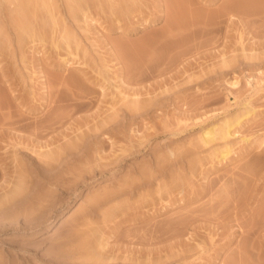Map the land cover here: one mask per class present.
Masks as SVG:
<instances>
[{"label": "rangeland", "instance_id": "374dc122", "mask_svg": "<svg viewBox=\"0 0 264 264\" xmlns=\"http://www.w3.org/2000/svg\"><path fill=\"white\" fill-rule=\"evenodd\" d=\"M53 1L0 0V264H264V0Z\"/></svg>", "mask_w": 264, "mask_h": 264}, {"label": "bare ground", "instance_id": "6f19581e", "mask_svg": "<svg viewBox=\"0 0 264 264\" xmlns=\"http://www.w3.org/2000/svg\"><path fill=\"white\" fill-rule=\"evenodd\" d=\"M20 1H21V0H20ZM20 1L18 0V2H20ZM37 1L40 2V3H38ZM50 1H51V0H22V2H21L22 5H20V7L17 5V7H18L17 10L23 9V10L27 11V9H28L29 11H28L27 13H29V12H30V7L33 6V5H35L36 3H38V4L40 5V8H41L42 6L44 7V5H45V8L49 9L48 11L50 12V14H51V16H52V18H53V20H54V22L52 21V23H53V25H54V23H55V17H56V12H57V11L55 12L54 10L57 9V8H56L57 6L55 7V1L52 0V1L54 2V4H53L54 6H53L52 3H51L52 1H51V2H50ZM59 1H60V0H59ZM65 1H66V2H65ZM65 1H64L65 3H68V2H69L70 5H75V4L79 3L82 7L85 6V4H84V5L81 4V1H82V0H75V1H73V2H75V3H73L72 0H65ZM67 1H68V2H67ZM93 1H94V0H93ZM93 1L91 0L90 2H93ZM99 1H100V0H99ZM106 1H108V0H106ZM106 1H104V2H106ZM124 1H125V0H124ZM124 1H121V0H120V1H119V0H109L110 5H113V4L116 5V4H117V5H119L118 7H121L123 4H125V5L127 6V4H128V3L130 4L133 0H129V2H128V0H127V4H126ZM136 1H137V0H134V2H136ZM164 1H165V0H164ZM170 1H171V0H170ZM186 1H187V0H186ZM233 1H234V0H233ZM233 1H231V2H233ZM249 1H250V0H249ZM9 2H10V0H9ZM11 2H15V0H13V1H11ZM11 2H10V3H11ZM57 2H58V0H57ZM70 2H71L72 4H71ZM95 2H96V0H95ZM123 2H124V3H123ZM161 2H162V0H161ZM175 2H176V0H175ZM187 2H188V1H187ZM189 2L191 3V1H189ZM234 2H235V1H234ZM234 2H233V3H234ZM236 2H237V0H236ZM238 2H239V0H238ZM240 2H241V1H240ZM246 2H247V1H246ZM41 3L43 4L42 6H41ZM59 3L62 4L63 2L61 1V2H59ZM82 3H84V1H83ZM97 3H100V4H101L102 2H96V4H97ZM118 3H119V4H118ZM164 3H165V2H164ZM171 3H172V1H171ZM176 3H177V2H176ZM176 3H175V4H176ZM244 3H245V2H244ZM17 4H19V3H17ZM56 4H57V3H56ZM69 4H68V5H69ZM88 4H89V3H88ZM91 4H92V3H91ZM96 4H95V5H96ZM104 4H105V3H103V5H104ZM108 4H109V3H108ZM120 4H121V5H120ZM167 4H169L168 1H167ZM173 4H174V3H173ZM225 4H226V3H225ZM230 4H231V3H230ZM2 5H3V4H2ZM39 5H36V6L38 7ZM68 5H67V7H69ZM77 5H78V4H77ZM89 5H90V4H89ZM117 5H116V6H117ZM125 5H124V6H125ZM133 5H134V4H133ZM136 5H137V4H135V6H136ZM162 5H163V4H162ZM177 5H178V3H177ZM234 5H235V4H234ZM234 5H233V6H234ZM239 5H240V4H239ZM3 6H4V5H3ZM3 6H2V7H3ZM21 6H22V7H21ZM36 6H35V8L37 9ZM59 6H60V5H59ZM59 6H58V7H59ZM62 6H63V5H62ZM62 6H61V7H62ZM78 6H79V5H78ZM91 6H92V5H91ZM97 6H98V8H99V5H97ZM97 6H96V7H97ZM113 6H114V5H113ZM116 6H115V7H116ZM159 6H160V5H159ZM172 6H173V5H172ZM172 6H171V7H172ZM174 6H175V5H174ZM182 6H183V4H182ZM187 6H188V5H187ZM189 6H190V5H189ZM235 6H236V5H235ZM237 6H238V5H237ZM246 6H248V3H247ZM72 7H73V6H72ZM72 7L69 8V9H72V10H73L74 7H73V8H72ZM82 7H81V8H82ZM96 7H95V8H96ZM101 7H102L101 9H103V6H102V5H101ZM110 7H111V6H110ZM118 7H117V8H118ZM129 7L134 8V7L131 6V5H130ZM137 7H138V6H137ZM161 7H162V6H161ZM178 7H179V6H178ZM185 7H186V6H185ZM227 7H229V6H227ZM6 8H7V7H5V9H6ZM14 8H15V7H14ZM19 8H20V9H19ZM45 8H44V9H45ZM53 8H55V9L53 10ZM63 8H64V7H63ZM65 8H66V7H65ZM75 8H76V5H75ZM83 8H84V7H83ZM83 8H82V9H83ZM86 8H87V7H86ZM88 8H89V7H88ZM90 8H91V7H90ZM98 8H97V11H98ZM127 8H128V6H127ZM132 8H131V9H132ZM181 8H184V6L181 7ZM181 8H179V10H180ZM186 8H187V7H186ZM230 8L232 9L231 6H230ZM1 9H2V8H1ZM3 9H4V7H3ZM11 9H12V8H11ZM47 9H45V10L47 11ZM59 9H61V10H59V13H60V12L62 11V8H59ZM66 9H67V8H66ZM66 9H64V11H65ZM84 9H85V8H84ZM122 9H123V6H122L121 10H122ZM128 9H129V8H128ZM134 9H135V8H134ZM134 9H132V10H134ZM172 9H173V8H172ZM223 9H225V8H223ZM233 9H234V8H233ZM6 10L8 11V9H6ZM33 10H34V9H33ZM38 10H39V9H38ZM41 10H43V9H41ZM75 10L78 11L79 9H78V10L75 9ZM80 10H81V9H80ZM88 10H89V9H88ZM88 10H87V12H88ZM125 10H126V9H125ZM167 10H168V9H167ZM184 10H185V9H183V10L181 9V11H184ZM227 10H229V9H227ZM11 11H12V10H11ZM20 11H22V10H20ZM48 11L46 12V14L48 13ZM67 11H68V13L65 14V15H68V14L72 15L74 10L71 11V13H70L69 10H67ZM82 11H83V10H82ZM82 11H81V12H82ZM89 11H90V10H89ZM170 11H171V9H170ZM181 11H180V12H181ZM186 11H187V9H186ZM186 11H185V12H186ZM190 11H192V10H190ZM195 11H196V10H195ZM225 11H226V10H225ZM232 11H233V10H232ZM5 12H6V11H5ZM14 12L17 13V11H14ZM18 12H19V11H18ZM23 12H24V11H23ZM31 12H32V9H31ZM78 12H79V11H78ZM83 12H84V11H83ZM90 12H91V11H90ZM90 12H89V13H90ZM167 12H168V11H166V13H167ZM172 12L174 13V11H172ZM175 12L177 13V11H175ZM228 12H229V11H228ZM34 13H35V12H34ZM34 13L32 12V14H34ZM61 13L64 14V13H66V11H65V12L62 11ZM89 13H83V15H84V16H83V17H84V22H85L84 24H87V25H85V26H84L83 24H81V25L84 26V29H85V30H89V27H90L92 21L94 22L95 20H98V18H97L95 15H94V17H95V18H94V17L92 16L93 14L91 15V14H89ZM169 13H170V12H169ZM182 13H183V12H182ZM198 13H199V12H198ZM18 14H19V13H17L16 15H18ZM23 14H24V13H23ZM79 14H80V13H79ZM174 14H175V13H174ZM180 14H181V13H180ZM180 14H179V16H180ZM185 14H186V13H185ZM190 14H191V13H190ZM193 14H194V13H193ZM201 14H202V12H201ZM228 14H231V13H228ZM4 15H7V14H4ZM11 15H13V13H12ZM16 15H15V16H16ZM20 15H21V14H20ZM26 15H27V14H26ZM26 15H23V17H22L21 19H19V18L16 19V20H18V21L20 20V21L18 22V23H19L18 31H19V29H20V25H21V28H23V29H21V30H24V31H25V29H26V30L29 29V30H30V31H28V32H30L29 34H31L32 36H33V35L35 36L37 32L39 33V31L41 30V28H40L39 31H36V30L34 29L35 26H34V27L32 26L33 24H32V25H31L30 23H29L30 25H29V24H25L26 20H28L29 17L32 16V15L29 13L30 16L27 15V16H29V17H27L28 19H26ZM35 15H37V13H36ZM35 15H34L33 17H35ZM57 15L61 16L60 14H57ZM80 15H81V14H80ZM183 15H184V14H183ZM183 15H182V16H183ZM186 15H187V14H186ZM8 16H9V15H8ZM15 16H14V17H15ZM40 16H42V15H40ZM43 16H44V15H43ZM62 16H64V15H62ZM91 16H92V17H91ZM197 16H198V15L196 14L195 17L197 18ZM11 17H12V16H11ZM16 17H17V16H16ZM16 17H15V18H16ZM19 17H20V16H19ZM33 17H31V18L33 19ZM37 17H38V16H37ZM57 17H58V16H57ZM67 17H68V16H67ZM69 17H71V16H69ZM75 17H76V14H75ZM83 17L80 18V19H83ZM90 17H91V21L89 20ZM187 17H189V16L187 15ZM187 17L185 18V20L188 19ZM4 18H5V17H4ZM6 18H7V16H6ZM6 18H5V19H6ZM39 18H40V20H41V17H39ZM44 18H45V17H44ZM60 18H61V17H60ZM62 18H63V17H62ZM62 18H61V19H62ZM64 18H65V16H64ZM64 18H63V19H64ZM71 18H72L71 20H74L73 17H71ZM96 18H97V19H96ZM156 18H157V17H156ZM170 18H171V17H169V19H170ZM180 18H181V17H180ZM199 18H201V17H199ZM7 19H8V18H7ZM32 19H30V20L32 21ZM36 19L38 20V18H36ZM45 19H46V18H45ZM48 19H49V16H48ZM50 19H51V18H50ZM76 19H77V18H75V20H76ZM182 19H183V18H182ZM3 20H4V19H3ZM8 20H10V19H8ZM13 20H14V19H13ZM30 20H29V21H30ZM42 20H44L43 17H42ZM46 20H47V19H46ZM46 20H45V21H46ZM51 20H52V19H51ZM78 20H79V19H78ZM78 20H77V21H78ZM177 20H178V19H177ZM1 21H2V20H1ZM1 21H0V22H1ZM14 21H15V20H14ZM29 21H28V22H29ZM31 21H30V22H31ZM65 21H66V19H65ZM67 21H68V20H67ZM151 21H154V20H150V23H151ZM169 21L171 22V20H169ZM188 21H189V20H188ZM199 21H200V20H199ZM9 22H10V21H9ZM28 22H27V23H28ZM32 22H34V21H32ZM35 22H36V20H35ZM62 22H63V20H62ZM183 22H184V21H183ZM2 23H3V22H2ZM36 23H37V22H36ZM36 23H35V24H36ZM38 23H39V21H38ZM68 23H69V22H68ZM68 23H67V22H66V23L63 22L64 31L61 32V35H60V36H62L61 38L65 39V40L67 41V44H68V46H69V45H70V44H69V43H70L69 40H70V38H73V34H74V37H75V38H76L78 35H80V34H78V35L75 36V33L72 34V32H73V31H72V32H70V33L72 34V35H71V34L69 33V28H68L67 26H69V24L72 25V24H73V21H72V24H71V22H70L69 24H68ZM171 23H172V22H171ZM173 23H174V22H173ZM178 23H180V20H179ZM188 23H189V22H188ZM194 23H195V21H194ZM4 24H6V23H4ZM11 24H12V23H11ZM13 24H14V23H13ZM40 24H41V22H40ZM67 24H68V25H67ZM167 24H168V23H167ZM176 24H177V23H176ZM181 24H183V23H180L179 25H181ZM186 24H187V23H186ZM15 25H17V22H16V24H14V26L12 27L13 29H14ZM24 25H25V26H24ZM27 25H29L28 27H31V26H32L33 28H32V27H31V28H28V27L26 28ZM41 25H42V24H41ZM44 25H45V24H44ZM171 25H172V24H171ZM179 25H177V26H179ZM183 25H184V24H183ZM183 25H182V26H183ZM5 26H7V24H6ZM39 26H40V25H39ZM42 26H43V25H42ZM55 26H56V25H55ZM55 26H54V27H55ZM87 26H88V27H87ZM17 27H18V25H17ZM72 27H74V25H73ZM79 27H80V26H79ZM2 28H3V26H2ZM2 28H1V29H2ZM9 28H10V27H9ZM9 28H7V29H9ZM55 28H56V27H55ZM55 28H54V30H55L54 32H55V33H53V34H60V33H58V32L56 33V31H61L62 29H61V30H56ZM57 28H58V27H57ZM62 28H63V27H62ZM75 28H76V27H75ZM117 28H118V29H119V28L122 29L121 26H118ZM7 29H6V28L4 29V30H6V33H7ZM15 29H16V27H15ZM84 29H83V30H84ZM170 29H172V28H170ZM1 31H2V30H1ZM9 31H10V30H9ZM15 31H16V30H14V32H15ZM18 31H17V32H18ZM70 31H71V30H70ZM20 32H21V31H20ZM75 32H76V31H75ZM2 33H3V32H2ZM2 33H0V34H2ZM4 33H5V32H4ZM6 33H5V34H6ZM21 33H22V32H21ZM24 33H25V32H24ZM41 33H42V32H41ZM76 33H77V32H76ZM78 33H79V32H78ZM7 35H9V34L7 33ZM12 35H13V34H12ZM15 35H17V33H15ZM27 35H28V34H27ZM27 35H26V36H27ZM37 35H38V34H37ZM37 35H36V36H37ZM39 35H40V34H39ZM39 35H38L37 37H39ZM1 36H2V35H1ZM20 36H21V35L17 36V37H19L18 39H22V38H20ZM22 36L24 37V35H22ZM36 36H35V37H36ZM41 36H42V34H41ZM41 36H40V37H41ZM56 36H57V35H56ZM56 36L54 35L55 44H56V41H57L56 38L58 37V36H57V37H56ZM8 37H9V36H8ZM17 37H16V38H17ZM27 37H29V36H27ZM35 37H34V38H35ZM43 37H44V35H43ZM80 37H81V35H80ZM41 38H42V37H41ZM59 38H60V37H59ZM0 39H1V37H0ZM6 39H8V38H6ZM38 40H39V39H38ZM38 40H37V41H38ZM42 40H43V39H42ZM42 40H41V41H42ZM54 40H53V41H54ZM58 40H59V39H58ZM75 40H76V39H75ZM33 41H34V40H33ZM39 41H40V40H39ZM76 41H77V40H76ZM78 41H79V40H78ZM52 43H53V42H52ZM55 44H54V45H55ZM77 45H78V44H77ZM78 46H79V45H78ZM78 46H76V47H78ZM56 47H57V46H56ZM126 48H127V47H126ZM141 48H142V47H141ZM142 49H143V48H142ZM69 50H70V49H69ZM113 50H114V52H115V55L117 56L116 58H118V56H119V55H117V54H119V53H118V50H117V49H113ZM123 50H124V49H123ZM125 50H126V49H125ZM119 51H120V50H119ZM126 51H127V50H126ZM141 51H142V50H141ZM68 52H69V51H68ZM71 52H72V51H71ZM71 52H69V53H71ZM122 52H123V51H122ZM127 52H128V51H127ZM120 53H121V52H120ZM125 53H126V52H125ZM130 53H131V52H130ZM75 54H76V53H75ZM128 54H129V53H128ZM0 61H1V60H0ZM64 61H65V60H64ZM65 62H66V61H65ZM118 72H119V73L117 74V77H121V75H122L121 72H120V71H118ZM2 76H5V77H6V75H2ZM69 79H70V78H69ZM1 80L3 81V79H1ZM7 80H8V78H7ZM7 80H5V81L7 82ZM5 81H3V82L6 83ZM70 81H71V80H70ZM72 82H73V81H72ZM0 84H2V83H0ZM65 84H66V82H65ZM69 85H71V84H69ZM1 86H3V85H1ZM7 86H8V84L6 85V87H7ZM66 86H67V85H66ZM9 87H11V84H9ZM69 87H70V86H69ZM0 88H1V87H0ZM7 89H8V88H7ZM11 89H12V88H11ZM68 89H69V88H68ZM3 93H4V92H3ZM0 96H1V95H0ZM5 96H6V95H5ZM1 97H2V96H1ZM4 100H5V99L3 98V101H4ZM0 105H2V104H0ZM3 106H4V105H3ZM229 120H230V119H229ZM229 120H225V121L221 122L220 125L217 124V125H213V126H211V127L209 126V127H207V128H204L203 131H201L202 134H201V136H200V137H201V141H202L204 144H209V143H211V142H213L214 140H217V139H219V140H220V139H223V140H224V143H223L224 146H223V147H221L220 149H214V150H215V153L217 152L218 154H220L219 156H221L222 159H226L227 157H229V154L231 153V150H232L231 147H230V144H228V142H227V139L230 137V135H231V133H232V128H231V127H232V126H231L232 124H231V122H230L231 120H230V121H229ZM232 121H233V120H232ZM236 122H237V123H240L239 120H237ZM1 123H4V121L1 122ZM1 126H2V125H1ZM52 151H53V150H52ZM55 153H56V152H55ZM55 153H53V154L51 153L52 156H53ZM48 154H50V153H48ZM51 154H50V156H51ZM55 155H56V154H55ZM55 155H54V156H55ZM216 155H217V154H216ZM218 158H220V157H218ZM51 159H52V158H51ZM50 163H51V162H50ZM51 166H52V163H51ZM48 168H49V167H48ZM51 169H52V167H51ZM22 178H23V177H22ZM21 180H22V179H20V181H21ZM20 181H19V182H20ZM22 181H24V179H23ZM22 181H21V182H22ZM19 182L17 183L18 186L21 187V188L23 189V187H22L23 185L20 186V185H19ZM16 186H17V185H16ZM16 186H15V187H16ZM17 188H18V187H16V189H17ZM18 189H19V188H18ZM22 189H21V190H22ZM19 190H20V189H19ZM17 191H18V190H17ZM17 191H16V192H17ZM119 194H120V191H119ZM111 195H112V194H111ZM108 196H109V195H108ZM108 196H107V197H108ZM110 199H111V198H110ZM113 199H114V198H113ZM89 235H90V234H89ZM85 237H86V236H85ZM88 237H89V236H88ZM88 237H87V238H88ZM87 238H85V239H87ZM90 238H91V236H90ZM91 239H92V238H91ZM102 240H103V239H102ZM102 240H101V241H102ZM83 241H84V240H83ZM87 241H90V240L87 239ZM91 241H92V240H91ZM95 241H96V240H95ZM97 241H98V240H97ZM101 241H99L98 244H100V245H98V246H100V247L102 246V247H103L105 241H104V242L102 241L103 243H102ZM84 242H85V241H84ZM84 242H83V243H84ZM100 242H101V243H100ZM81 243H82V241H81ZM84 244H85V243H84ZM91 244H92V243H91ZM81 246H82V244H81ZM81 246H80V247H81ZM87 246H88V245H87ZM94 246H95V247L97 246V242L94 244ZM84 247H85V246H84ZM92 247H93V246H92ZM95 247H93V249H94ZM102 247H101V248H102ZM86 248H87V247H86ZM97 248H98V247H97ZM103 248H104V247H103ZM103 248H102V249H103ZM88 249H89V248H88ZM94 250H95V249H94ZM82 251H83V250H82ZM90 251H91V249H90ZM96 251H97V250H96ZM97 252H98V251H97ZM87 253H89V252H87ZM92 253H93V254H96L93 250H92ZM99 254H100V253H99ZM99 254H97V256H98ZM82 255H83V253H82ZM86 256H87V255H86ZM95 256H96V255H95ZM87 257H88V256H87ZM92 258H94V257H92ZM92 258H91V253H90V259H92ZM96 258H97V257H96ZM88 259H89V257H88Z\"/></svg>", "mask_w": 264, "mask_h": 264}]
</instances>
